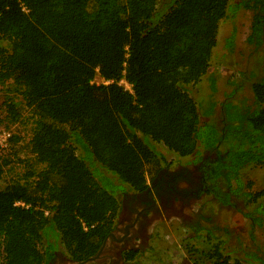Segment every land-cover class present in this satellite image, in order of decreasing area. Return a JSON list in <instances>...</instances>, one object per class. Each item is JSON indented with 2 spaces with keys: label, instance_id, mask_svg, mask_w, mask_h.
Listing matches in <instances>:
<instances>
[{
  "label": "trees",
  "instance_id": "1",
  "mask_svg": "<svg viewBox=\"0 0 264 264\" xmlns=\"http://www.w3.org/2000/svg\"><path fill=\"white\" fill-rule=\"evenodd\" d=\"M240 9L251 12L245 42L256 53L264 0H0L4 121L18 127L33 112L30 138L15 132L0 152V178L23 153L41 167L0 190V264H49L56 252L73 262L93 257L123 195L147 189L148 166L153 179L172 164L167 153L195 161L205 150L213 154L199 166L200 194L223 207L232 198L253 205L241 213L248 245L229 247V230L200 215L182 241L189 264H264V191L249 192L242 178L264 167V62L251 103H222L220 125L215 100L190 94L208 74L220 23ZM234 39L225 41L229 53ZM208 91L217 92L213 79ZM160 252L128 249L121 259L161 264Z\"/></svg>",
  "mask_w": 264,
  "mask_h": 264
},
{
  "label": "rangeland",
  "instance_id": "2",
  "mask_svg": "<svg viewBox=\"0 0 264 264\" xmlns=\"http://www.w3.org/2000/svg\"><path fill=\"white\" fill-rule=\"evenodd\" d=\"M229 1L233 4L236 0ZM250 19L251 12L240 9L235 13H229L228 18L220 23L218 44L208 74L205 79H203V82L194 87L191 86L192 88H190L191 96L197 101L203 102L202 99L215 100L214 103L217 104V111L213 115V118L219 125L223 112L220 113L221 111L219 112L220 109H218V107L227 101L236 103L240 100L245 101V104L249 105L252 101L250 85L261 76V64L264 62V45L254 53L251 52V49L245 42V38L249 33ZM232 34L235 38V44L233 52L229 53L226 50L225 41ZM8 46V42L0 38V48H8ZM211 79L215 81L216 85L217 92L214 94L208 91L209 81ZM94 83L97 85L102 84L98 77L95 79ZM230 93L232 96L228 99ZM5 95V92L0 88V142L3 141L1 136L5 132L10 133V135L19 132L23 141H27L31 136L33 112L31 110H26L24 112L23 123L20 126L7 125L4 121L5 114L3 108ZM15 98L19 100L17 96H15ZM0 152L3 155L7 154L8 147H0ZM212 154L213 151L205 150L202 151L200 156L205 158ZM166 157L168 161H173L170 166H167L170 171L180 167L186 170L192 169L191 162H193V156L185 159H178L172 154L167 153ZM18 159L20 161H17V158L10 159V165L4 168V175L0 178V190H3L11 181L23 177L28 170V166L37 171L41 168L39 165H35L32 158L25 156L24 153L20 154ZM21 160H27L26 162L29 163H25V161ZM160 167H164V165ZM153 171L154 167H147L146 178L148 182L152 180L154 175ZM242 178L252 183L251 188L246 189L249 190V192L256 193L264 191V167L249 166L242 171ZM114 186L113 188L117 190L116 185ZM123 199L124 197H122L121 201ZM263 200L264 196L259 201ZM232 201L233 207H223L213 200L211 196H203L192 205V208L185 209V211L188 212L185 217H175V215L170 218V216H168L165 220H160V223L152 227L150 225L146 232L147 239L145 245L141 244L143 243L141 240L134 239L133 242H135V245H138L139 249L145 250L146 252H152L154 249L160 250L161 252L159 255L161 257V264H189L188 261L190 257H187L186 252L183 250L182 241L190 231L188 225L190 223L194 224L199 222L201 215L210 218L219 227H224L229 230L231 233V238L228 240L229 247L230 245L237 244L238 241H242L243 244L248 245V222L241 213L242 211L253 208V205L244 206L241 200L235 198H232ZM120 217L125 218V214H121ZM220 236L221 235L218 234L217 237L221 239ZM130 248H132V246ZM146 264L156 263L149 261L146 262Z\"/></svg>",
  "mask_w": 264,
  "mask_h": 264
},
{
  "label": "flooded vegetation",
  "instance_id": "3",
  "mask_svg": "<svg viewBox=\"0 0 264 264\" xmlns=\"http://www.w3.org/2000/svg\"><path fill=\"white\" fill-rule=\"evenodd\" d=\"M202 159L191 162V170L180 167L170 171L165 166L156 172L145 191L125 193L119 212L120 216L125 214V218L118 215L114 230L111 237L107 238L100 258L88 264H125L121 259L122 252L139 249L138 245L134 244V239L141 240V244L145 245L146 232L150 225L152 227L168 216L185 217L188 214L185 209L192 208L197 200L205 196L200 194L199 166ZM76 263L78 262H73L62 252H56L49 264Z\"/></svg>",
  "mask_w": 264,
  "mask_h": 264
},
{
  "label": "built area",
  "instance_id": "4",
  "mask_svg": "<svg viewBox=\"0 0 264 264\" xmlns=\"http://www.w3.org/2000/svg\"><path fill=\"white\" fill-rule=\"evenodd\" d=\"M100 80H101V83L104 85H108V84L112 83V81H104L102 79H100ZM118 85L122 86L124 88V90L132 93L131 86L124 79H121L118 82ZM9 137H10V133H8V132H5L2 134L1 138L3 139V141L0 142V147H8ZM15 206H23V204L20 202H17V203H15Z\"/></svg>",
  "mask_w": 264,
  "mask_h": 264
},
{
  "label": "water",
  "instance_id": "5",
  "mask_svg": "<svg viewBox=\"0 0 264 264\" xmlns=\"http://www.w3.org/2000/svg\"><path fill=\"white\" fill-rule=\"evenodd\" d=\"M109 237H111V233L104 239V241H103V243H102V245H101V247H100V249L98 250V252L93 256V257H90V258H88V259H86V260H84V261H81V262H78V263H76V264H88V263H90V262H93V261H96V260H98L99 258H100V256H101V254H102V252L104 251V247L106 246V240H107V238H109Z\"/></svg>",
  "mask_w": 264,
  "mask_h": 264
}]
</instances>
